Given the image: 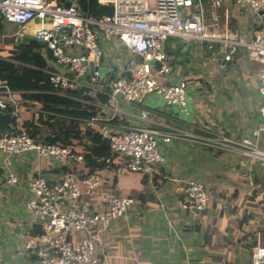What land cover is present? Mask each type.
Returning a JSON list of instances; mask_svg holds the SVG:
<instances>
[{
    "label": "built area",
    "instance_id": "2783aa9c",
    "mask_svg": "<svg viewBox=\"0 0 264 264\" xmlns=\"http://www.w3.org/2000/svg\"><path fill=\"white\" fill-rule=\"evenodd\" d=\"M79 0H0V15L20 28L17 37H34L50 52L56 69L50 70V81L57 91L83 90L95 101H86L97 108L90 118H79L82 126L94 129L111 148L127 159L133 173L153 177L160 174L166 155L159 139L186 140L193 145L214 151H237L244 157L264 163V149L256 138L264 131V29L253 39L233 35L229 31L211 29L206 13L226 14L221 5L207 8L203 0H98L112 4V14L95 17L83 11ZM254 12L264 10V0H236ZM154 2V3H153ZM32 32V33H31ZM173 38L183 42L205 44L218 48L225 61L244 51L263 66L258 73L259 92L263 97L260 128L251 136L234 139L224 134L204 131L198 134L160 122L162 131L148 125L118 124L119 103L141 108L138 118L152 123L151 110L145 104L150 95L166 104L187 107L188 83L164 84L162 79L172 73L166 42ZM120 43L124 54L119 55L118 69L102 78L106 46ZM111 76L107 83L106 78ZM8 82L0 77V113L9 108L19 118L20 105ZM100 95L106 96L102 101ZM111 112L107 114L105 111ZM0 153L7 155V184L15 185L18 177L11 171L12 160L27 153L41 159H51L63 171L59 181H48L41 175L28 184L31 199L26 203L33 212L42 232L29 236L25 247L40 264H99V234L125 216L136 199L111 195L106 207L96 210L81 202L83 191H97L102 175L78 178L64 169L85 164L84 157L73 148L47 142H36L27 132L25 123L18 122L0 132ZM183 208L201 213L209 207L212 196L200 182L184 180ZM254 264H264V247L254 254Z\"/></svg>",
    "mask_w": 264,
    "mask_h": 264
},
{
    "label": "crops",
    "instance_id": "0c3cea01",
    "mask_svg": "<svg viewBox=\"0 0 264 264\" xmlns=\"http://www.w3.org/2000/svg\"><path fill=\"white\" fill-rule=\"evenodd\" d=\"M203 2L207 8L221 5L227 9L226 14L206 13L211 29L219 28L248 40L264 29V10L254 12L236 0ZM166 50L173 70L164 79L172 81L165 83L162 79V82L186 81L187 107L168 105L160 97L150 95L145 104L151 110L153 122L147 123L138 118L141 108L120 101L115 122L165 131L167 128L159 124L164 122L193 133L212 131L234 139L251 136L260 128L261 63L251 60L244 51L225 61L218 48L210 50L205 44L173 38L167 40ZM121 53L125 50L116 41L106 46L104 66L112 69L108 74L118 69ZM49 65L56 69L52 58ZM0 71L6 73L7 69L0 66ZM14 94L20 105L16 122L25 123L29 110L38 108L35 102L25 104L21 92ZM105 112L111 113L109 109ZM256 142L264 149V131ZM159 146L166 162L160 167L158 182L154 176L146 178L141 173L106 170L95 193L87 194L81 185V202L96 210L104 209L111 195L136 199L125 216L99 234V264H209L215 251L231 245L244 246L246 239L252 244V231L264 204V163L237 151H214L180 139L165 142L161 138ZM6 157L0 153V264H40L25 247L27 238L34 236L33 230L39 225L26 205L32 197L28 184L37 175L59 181L63 171L53 160L27 153L12 160L11 171L18 177V183L9 185ZM184 180L198 181L209 190L212 200L206 210L198 214L183 208ZM246 213H251L253 219L241 227ZM263 231L258 230L259 236Z\"/></svg>",
    "mask_w": 264,
    "mask_h": 264
},
{
    "label": "trees",
    "instance_id": "16d2710c",
    "mask_svg": "<svg viewBox=\"0 0 264 264\" xmlns=\"http://www.w3.org/2000/svg\"><path fill=\"white\" fill-rule=\"evenodd\" d=\"M78 3L83 11L95 17L100 18L113 12L112 4L102 5L98 0H79ZM11 24L0 15V66L7 69L6 73L0 71V77L8 82L13 91L21 92L25 104L36 103L35 107L38 109L29 110L30 116L25 120L28 134L36 142L71 147L77 155H82L84 165L64 169L78 178L102 174L106 170L114 173L129 172L127 159L113 150L106 139L92 128H82L84 123L79 118H90L97 111L94 105L84 100L95 101V98L84 95L83 90L63 92L53 87L49 75V71L52 70L49 65L52 56L50 52L44 51L43 44L37 41L23 44L12 42L11 46L9 43H2V38L14 37L17 34V28ZM100 98L103 102L108 99L104 95H100ZM13 110L9 108L5 113H0V132L16 122L17 117ZM144 175L149 178V175ZM159 178H161L159 174L154 175L156 182ZM143 197L144 194L140 198ZM252 219L253 215L246 213L240 226L243 227ZM41 232L42 228L38 225L34 228L33 235ZM208 241L209 237L206 235L205 242ZM246 242V246L252 248L256 245L257 239L255 238L252 244H249L248 239ZM222 263L234 264L228 260Z\"/></svg>",
    "mask_w": 264,
    "mask_h": 264
},
{
    "label": "rangeland",
    "instance_id": "374dc122",
    "mask_svg": "<svg viewBox=\"0 0 264 264\" xmlns=\"http://www.w3.org/2000/svg\"><path fill=\"white\" fill-rule=\"evenodd\" d=\"M12 24L17 28V32H19L20 28L18 27V25L15 23H12ZM1 42L9 43V46H11L10 44H12V42L16 44V43H20L21 40L17 37V34H16L14 37L7 36L5 38H2ZM4 47H7V45H4ZM163 80L165 83H168L172 81V78L167 79V80L163 79ZM257 216H259L258 217L259 219L256 218L257 223L253 228V231H252L253 233H252V238H251L252 243L255 238L257 239V243L255 246H253L252 248H248L246 246L247 242L244 243L245 244L244 246L239 245L236 247H232L231 245L226 250L215 251L214 252L215 254L212 255L214 258H212L211 262H208V263L209 264H223L222 262L224 260H228V261H233L234 264H254V257H253L254 254L257 252L259 247H264V234H262L261 236H259L258 234V230L264 229V204H261V207H260V210ZM233 244L235 245L237 244V242ZM216 257L217 259L219 258V260H216L215 259Z\"/></svg>",
    "mask_w": 264,
    "mask_h": 264
},
{
    "label": "water",
    "instance_id": "95a60500",
    "mask_svg": "<svg viewBox=\"0 0 264 264\" xmlns=\"http://www.w3.org/2000/svg\"><path fill=\"white\" fill-rule=\"evenodd\" d=\"M35 41H36V40H35L34 37H31V36H24V37H22V39H21V44L26 43V42H35ZM101 71H102V78H104L105 75H106V73H107L108 71H112V69H108V67L103 66L102 69H101ZM110 78H111V76H108V77L106 78L107 83L110 81ZM183 192H184V190H183Z\"/></svg>",
    "mask_w": 264,
    "mask_h": 264
}]
</instances>
